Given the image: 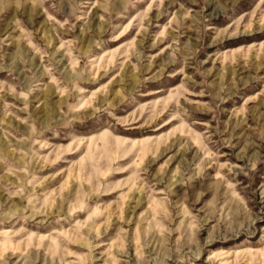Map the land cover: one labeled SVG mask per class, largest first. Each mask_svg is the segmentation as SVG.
<instances>
[{"label": "rangeland", "instance_id": "1", "mask_svg": "<svg viewBox=\"0 0 264 264\" xmlns=\"http://www.w3.org/2000/svg\"><path fill=\"white\" fill-rule=\"evenodd\" d=\"M0 264H264V0H0Z\"/></svg>", "mask_w": 264, "mask_h": 264}]
</instances>
